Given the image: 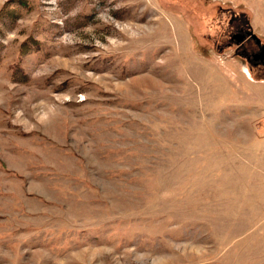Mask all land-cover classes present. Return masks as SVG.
Masks as SVG:
<instances>
[{
    "label": "rangeland",
    "instance_id": "374dc122",
    "mask_svg": "<svg viewBox=\"0 0 264 264\" xmlns=\"http://www.w3.org/2000/svg\"><path fill=\"white\" fill-rule=\"evenodd\" d=\"M242 26L264 0H0V264H264Z\"/></svg>",
    "mask_w": 264,
    "mask_h": 264
},
{
    "label": "flooded vegetation",
    "instance_id": "af4514ba",
    "mask_svg": "<svg viewBox=\"0 0 264 264\" xmlns=\"http://www.w3.org/2000/svg\"><path fill=\"white\" fill-rule=\"evenodd\" d=\"M251 39L255 41L258 46L257 50L249 52L248 45ZM238 43V52L245 55L247 59L253 62L254 65L264 64V42L259 38L252 29L245 27H239L235 33L231 35L229 45Z\"/></svg>",
    "mask_w": 264,
    "mask_h": 264
}]
</instances>
